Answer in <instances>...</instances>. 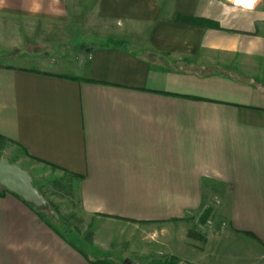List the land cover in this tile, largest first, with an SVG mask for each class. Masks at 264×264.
Returning a JSON list of instances; mask_svg holds the SVG:
<instances>
[{"label":"crops","instance_id":"1","mask_svg":"<svg viewBox=\"0 0 264 264\" xmlns=\"http://www.w3.org/2000/svg\"><path fill=\"white\" fill-rule=\"evenodd\" d=\"M243 5L0 0V52L20 46L9 21L90 12L113 25L98 36L129 43L94 45L80 63L39 72L0 63V135L75 175L84 214L145 227L164 259L264 264V0ZM206 211L218 215L204 244H191ZM45 213L0 196V264H100L103 243L102 256L82 251Z\"/></svg>","mask_w":264,"mask_h":264},{"label":"rangeland","instance_id":"2","mask_svg":"<svg viewBox=\"0 0 264 264\" xmlns=\"http://www.w3.org/2000/svg\"><path fill=\"white\" fill-rule=\"evenodd\" d=\"M87 15V19L83 21H9V40L14 44L20 43V46L8 50L2 49L0 63L29 66L36 70L45 66L51 69L54 67L51 63L57 65L58 59L68 64L72 58H75L76 62L80 63L81 59L86 57L88 48L101 45L110 38L98 36L99 32H102V29L113 28L111 23L98 20L92 12ZM3 157L14 164L32 169L34 186L48 201L46 218L82 251L94 257L102 256L101 243H103L104 259L101 258L99 261H104L106 264H124L126 260L129 261L128 264H156V261L165 260V257L160 254V251H163L164 255H167L165 248L157 241L158 237L146 234L145 227H139V225L134 229L133 225L129 224L108 225L84 214L80 205L75 175L39 161L19 146L0 139V160ZM218 203H220L219 198L215 200V204ZM215 215L218 213L206 211L203 216L201 214V218L196 220V226L191 230H194L195 234H200L205 241L204 236L208 234ZM133 234H136V237L128 243L129 236L132 238ZM203 240L196 237L189 238L191 244H204ZM148 249L153 253L144 254ZM182 255L186 256V254H180L179 257L182 258ZM179 264L188 263L180 262Z\"/></svg>","mask_w":264,"mask_h":264},{"label":"water","instance_id":"3","mask_svg":"<svg viewBox=\"0 0 264 264\" xmlns=\"http://www.w3.org/2000/svg\"><path fill=\"white\" fill-rule=\"evenodd\" d=\"M0 186L38 210L48 207V201L34 186L31 173L6 157L0 160ZM128 262L126 260L124 264Z\"/></svg>","mask_w":264,"mask_h":264},{"label":"trees","instance_id":"4","mask_svg":"<svg viewBox=\"0 0 264 264\" xmlns=\"http://www.w3.org/2000/svg\"><path fill=\"white\" fill-rule=\"evenodd\" d=\"M100 46H105V47H107V46H116V47H119V48L129 49V44L126 41L119 40V39H116L114 37H110L107 42L101 44ZM32 71L39 72L38 70H32ZM0 139L5 140V138L3 136H1V135H0ZM1 188L2 189L0 190V196H3L6 193H9L5 188H3V187H1ZM41 211L46 212V209L41 210ZM193 237H196V238H199L200 240H203V237L200 234H195L194 230H190L188 232V238H193ZM180 262H182V261L178 257H176V256H170L169 258H167V259H165L163 261L160 260V261H156L155 263L156 264H179ZM99 263L100 264H106V262H104V261H99Z\"/></svg>","mask_w":264,"mask_h":264},{"label":"built area","instance_id":"5","mask_svg":"<svg viewBox=\"0 0 264 264\" xmlns=\"http://www.w3.org/2000/svg\"><path fill=\"white\" fill-rule=\"evenodd\" d=\"M234 4H238V5H243V4H239L240 2H237V0H231ZM256 2V0H250L249 4L243 5L246 6L248 8H250L251 6L254 5V3Z\"/></svg>","mask_w":264,"mask_h":264},{"label":"bare ground","instance_id":"6","mask_svg":"<svg viewBox=\"0 0 264 264\" xmlns=\"http://www.w3.org/2000/svg\"><path fill=\"white\" fill-rule=\"evenodd\" d=\"M237 2H240L241 4H249L250 0H237Z\"/></svg>","mask_w":264,"mask_h":264}]
</instances>
